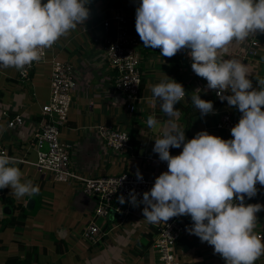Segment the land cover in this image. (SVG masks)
Here are the masks:
<instances>
[{"label":"clouds","instance_id":"clouds-1","mask_svg":"<svg viewBox=\"0 0 264 264\" xmlns=\"http://www.w3.org/2000/svg\"><path fill=\"white\" fill-rule=\"evenodd\" d=\"M89 2L0 0V68L23 73L39 62L44 49L90 17ZM135 28L144 47L159 48L164 57L190 50L192 71L242 115L231 129L233 139L201 131L186 140L185 131L171 119L180 114L174 106L186 96L183 85L167 76L154 85L152 102H159L169 118V130L154 140L152 151L168 171L155 179L150 191L131 190L127 202L143 205L150 224L190 216L193 223L186 231L213 246L226 264H255L264 256V242L254 232L256 214L264 205H245V198L257 195V183L264 186V79L254 88L247 65L221 53H228L233 42L264 34V0H140ZM200 92H192L191 103L201 117L215 115L213 102L201 99ZM158 124L154 115L148 116L149 129ZM181 147V154H170L171 148ZM14 163L15 157L0 154V189L10 188L18 199L38 195L39 186L21 182L22 172ZM135 176L143 181L139 169ZM118 200L126 202L123 195Z\"/></svg>","mask_w":264,"mask_h":264},{"label":"crops","instance_id":"crops-1","mask_svg":"<svg viewBox=\"0 0 264 264\" xmlns=\"http://www.w3.org/2000/svg\"><path fill=\"white\" fill-rule=\"evenodd\" d=\"M42 2L44 3V0ZM139 3L140 0H90L87 5L90 10V17L84 22H90L89 28L83 27L82 31L71 30L67 36H62L56 45L48 48L49 55L46 61L35 68L31 81H27L28 84L18 81L19 71L17 69L0 68V78H2L0 84V154L6 152L10 157L29 162L27 164L15 161L13 165L22 172L21 182L31 181L33 175L31 168L35 167L32 165L35 161L31 159V156L36 153L33 137L43 123L42 108L49 101L51 93L48 75V82L43 83V85H49V97L47 102L42 104V107H38L36 89L41 86L39 85L41 74L39 69L50 66L51 73L52 62L56 59L69 61L75 67L77 84L73 92L69 120L66 126L61 129V138L64 142L72 145V165L83 177L97 178L122 173L135 175L137 165H140L141 170H145V174L142 173L144 177L156 179L160 175L163 162L159 161L158 154L153 153L152 149L155 144L154 140L162 138L164 132L169 130V118L166 115L155 117L159 124L155 129H149L147 116H156L157 113L162 112L159 102H152V87L166 81L167 77L175 80L178 69L180 83L186 91V97L174 106L180 114L171 118L172 122L181 130L186 126L185 120H183V109L192 104V92L199 88L201 89L200 98L206 94L212 95L210 101L213 102L216 114H209L196 120L191 127L190 135L194 137L198 132L207 131L210 135L228 140L216 130L220 113L227 110L238 116L239 119L242 114L235 107L223 105L215 97L216 92L207 89V81L192 71V60L188 55L190 50L182 49L174 57L168 58L161 55L159 48L143 47V59L140 67L146 84L141 92L138 114L134 116L126 110L123 96L115 89L114 74L109 70L104 53L93 44V35L98 33L97 26L101 21L110 17L111 10L118 6L124 8L125 13L130 18V30L137 34L135 22L136 8ZM94 20H97V23L91 24ZM258 41L260 44L256 48V53L252 51L249 39L243 42H233L229 46L228 53H221L224 59H238L247 65L249 79L252 80L254 88L257 87L260 79H264V34H260ZM24 84L27 85L24 86ZM28 93H31L32 101H28ZM3 113H8L11 117L21 115L25 121L24 126L13 130L8 129V122L3 118ZM145 115L147 116L145 117ZM100 124L119 126L127 131L132 128L138 130V141L140 142L138 155L135 156L134 153L120 155L109 151L97 133L96 127ZM185 137L188 136L185 135ZM181 152L182 147L176 149L174 153L170 149L172 156H177ZM37 171L41 173L38 169ZM97 173H101V175L98 176ZM41 176L43 185L40 195L44 196V192L48 191L49 193L50 191L46 185V176L44 174ZM3 190L4 196L13 199L15 207H18L15 210V216L20 213L19 205L22 208L29 207L31 210L36 208L35 200L28 201L30 196L26 195L18 199L12 195L10 188ZM66 191L70 192L69 190ZM61 193L67 195L65 191ZM72 196L73 212L68 207H61L60 212H58L56 207L55 215L53 212L51 214L40 213L33 217L28 215L26 218L23 234L24 244L28 248L34 247L39 250L38 261L40 264H146L149 258H151L150 264H156L152 247L148 248L147 245L154 241L155 232L160 223L150 224L145 220L142 214L143 205L133 207V213L124 225L123 233H118L110 239H107L109 235L106 237L101 244L100 254L97 257L94 256L96 246L83 247L79 243L69 246L64 238L66 230L62 228L59 230L56 228L57 224L59 222L68 223L75 215H84L89 221L95 209V202L78 190H74ZM63 199L67 198L63 197ZM263 200L264 195L259 198L255 197V204L262 205ZM248 204L253 203L247 200L245 205ZM5 209H9L8 214L5 213ZM62 211L65 214H62ZM10 213L11 209L0 200V264H6L12 258L24 260L26 257V252L13 240L14 230L12 228L2 229L3 223ZM256 216L259 220V213ZM192 223L191 217L186 216L185 229L190 227ZM85 226L81 230L82 233ZM55 228L59 232L57 231L55 234L56 239L54 240L47 233L50 232V229ZM255 233L258 235L260 231ZM111 239L113 241H110ZM144 240L147 241L146 244L142 243ZM56 241L60 242L59 246L55 244ZM180 250L185 258L182 264H226V261L219 254H214L213 246L208 245L207 242L201 243L195 235L189 241L180 242ZM262 262L264 261L258 259L255 264Z\"/></svg>","mask_w":264,"mask_h":264},{"label":"built area","instance_id":"built-area-1","mask_svg":"<svg viewBox=\"0 0 264 264\" xmlns=\"http://www.w3.org/2000/svg\"><path fill=\"white\" fill-rule=\"evenodd\" d=\"M129 23L130 18L124 8L114 7L110 17L103 19L97 26L98 33L94 35L93 44L104 53L109 68L114 74L115 89L123 96L126 110L133 115L137 112L141 101L143 76L140 66L144 45L139 35L130 30ZM259 36L260 34H257L248 38L254 53L260 44ZM46 59L47 48L43 50L39 62H33L27 66L23 73L19 71L20 81H18H31L35 68L44 63ZM76 84L74 65L69 61L54 60L50 73V98L42 108L43 123L33 137L37 161L31 164L44 175L47 174L49 179L55 183L80 186L81 192L95 202L93 215L87 222L82 236L90 245L97 246L101 245L109 235L107 232L109 218L112 217L118 223L110 229L114 230L118 226H124L131 217L133 206L127 202L129 192L133 189L139 194L150 191L155 179L143 176V181L138 182L136 176L130 173L86 178L74 169L72 165L73 147L61 140V129L68 123ZM215 97L219 100L216 93ZM221 103L227 105V101ZM3 118L8 122L7 128L12 130L23 127L25 123L21 115L11 117L8 113H3ZM238 122L239 117L223 110L216 124V130L228 140L233 139L231 129ZM96 130L109 151L120 155L132 153L131 136L126 129L115 125L100 124ZM15 161L29 164L28 161L17 159ZM166 171H168L167 163L163 162L160 174ZM256 187L264 190V186L259 183ZM121 195L125 198L124 204L119 203L118 198ZM2 196H4V190L0 189V199ZM139 199H142V195ZM185 217L171 218L166 223L161 222L157 227L151 249L156 257V264H182L178 255V244L186 230ZM258 235L263 241L264 234L258 233Z\"/></svg>","mask_w":264,"mask_h":264},{"label":"rangeland","instance_id":"rangeland-1","mask_svg":"<svg viewBox=\"0 0 264 264\" xmlns=\"http://www.w3.org/2000/svg\"><path fill=\"white\" fill-rule=\"evenodd\" d=\"M89 25H90V22H87V23H84V24H80V25L77 26L76 29L78 31H82L83 27L88 29ZM129 28H130V26H129ZM81 39H83V38H81ZM88 43H90V42H88ZM48 55H49V52H48V48H47V56ZM37 68H38V66H37ZM39 73H41L40 77H39V85H41V86H39L36 89V91H37L36 100L39 101L38 107H42V104L47 102V100H48L47 98L49 97V92H50L49 85H43V83L48 82V75L50 77V66H48V67H40ZM111 73H112V71H111ZM33 74H34V72H33ZM1 83H2V78H0V84ZM25 83H27V82H25ZM27 84H24V86H26ZM30 95H31V93H28V96H27L28 97L27 98L28 101H32ZM146 116L147 115H145V117ZM124 130H125V128H124ZM61 140L64 141L63 139H61ZM31 159L33 161H35V163H36V161H37L36 153H35V155L31 156ZM136 169H139L141 174L142 173L145 174V170H141L140 165H137ZM31 170L33 172V175L31 177V181H32L33 185H38L39 186L40 191H39L38 195L30 196L28 201H31V200L34 201L35 200L36 201V208L31 210L29 207L22 208V206L19 205L20 209L23 210V212L26 211V213L29 216H32V217L33 216H37L40 213L51 214L53 212V214L55 215L56 214V211H55L56 207L58 209V212H60L61 207H68V209L71 212H73L72 211V203H73V199H72L73 196L72 195H73L74 190L75 191L78 190L80 193H82L81 190L79 189L80 186H77V185H74V184H67V183H55L51 179H49L48 175L46 174L45 175L46 176V185L49 187L48 190L50 192L49 193H48V191H46V193L44 192V196H43L42 194L40 195V192H41V186L43 185V180H42V176L41 175L44 174V173H42V172H41L42 174L39 173L35 167L31 168ZM133 173H135V171H133ZM97 174H99L98 176L101 175V173H97ZM66 190H69L70 192H67ZM63 191H65V193L67 195H64V193H61ZM63 197H65L67 199H63ZM17 204H19V203H17ZM52 204H54V205L52 206ZM262 205H264V200L262 202ZM62 214H65V212L62 211ZM258 219L259 220H257V224H256V227L254 229V232L260 231V233L264 234V211L259 212V218ZM87 221H88V219H87L86 216H84V215H79V216L75 215V216H73V218L68 223L63 224L62 222H59L57 224L56 228H58L59 230H61V228L66 230L64 238L66 239V241L69 244V246L73 245L74 243H79L83 247H88V245L89 246H91V245L87 241L84 240V238L82 236V231H81L82 228L85 226V223ZM104 221L105 220H103V222ZM108 222H109V229L107 230V232L109 233V236H108L107 239H110V238L114 237L118 233H123V230H124L125 226H118L116 229L110 230L115 225L117 226L118 223L116 221H114V219L112 217L108 219ZM56 228L55 229H50L49 230L50 232L47 233V235L51 236V238L54 239V240L56 239V237H55L56 235L55 234L57 233V231L59 232V230H56ZM191 239H193V235H190L187 231H185V233L183 234L180 242L182 243V241H189ZM110 241H113V240L111 239ZM146 242H147L146 240L142 241V243H145V244H146ZM180 242L178 244V248H179L178 255L180 257L181 263H183V261H185V258H184L183 253L180 250ZM55 244L59 246L60 242L56 241ZM95 248H96V250H95L94 256L97 257L100 254L101 245H98ZM149 260H151V258H149ZM149 260H148V262L146 264H150ZM259 261H264V257H260Z\"/></svg>","mask_w":264,"mask_h":264},{"label":"trees","instance_id":"trees-1","mask_svg":"<svg viewBox=\"0 0 264 264\" xmlns=\"http://www.w3.org/2000/svg\"><path fill=\"white\" fill-rule=\"evenodd\" d=\"M46 2H47V0H44V3H46ZM93 23H97V20H94L91 24H93ZM175 81L177 83H180L179 69L176 71ZM145 84H146V81H145V78H143L142 85H141V92L145 88ZM211 97H212L211 94H206L203 97H201V99H203L205 101H210ZM183 111H184V116H183L184 119L183 120H185L186 126H184V128L182 130L185 131V135L188 136L186 138V140H191L192 138H194L193 136L190 135L191 127L194 124V122L196 120H198L201 116L193 104L184 108ZM137 114L138 113L136 112L133 115L136 116ZM164 116H165V114L163 112H160V113H157L155 117H164ZM147 118H148V116H147ZM129 133L131 136V144L133 147L132 153H134V155L136 156V155H138L139 148H140V142L138 141L139 132H138V130L132 128V129H130ZM175 150H176V148H171L172 153H174ZM257 189H258V193L255 197L259 198V197L264 195V190L259 189V188H257ZM255 197L252 199L247 198V200L250 203L255 204L256 203ZM0 200H2L4 205L8 206L11 209V213L7 217L6 221L3 223L2 229L5 230L6 228H12L14 230V237H13L14 242L16 244H18V246L26 252V257L24 260L12 258V259H9L6 264H40L38 261V253H39L38 251L39 250L37 248H34V247L28 248V246L26 244H24L23 234H24V230L26 227V218L28 217V214L26 213V211L23 212V210H20V213L17 216H15V210L18 209L17 206L15 207V201L13 199H11L9 197H5V196H2ZM262 242H264V239ZM152 244H153L152 241H151V243L149 242L147 247L151 248ZM135 251L136 250L134 249V252Z\"/></svg>","mask_w":264,"mask_h":264},{"label":"water","instance_id":"water-1","mask_svg":"<svg viewBox=\"0 0 264 264\" xmlns=\"http://www.w3.org/2000/svg\"><path fill=\"white\" fill-rule=\"evenodd\" d=\"M5 213L8 214L9 213V209H5Z\"/></svg>","mask_w":264,"mask_h":264}]
</instances>
